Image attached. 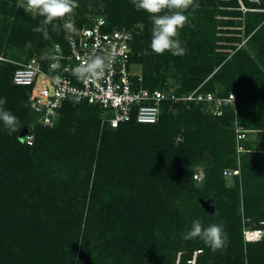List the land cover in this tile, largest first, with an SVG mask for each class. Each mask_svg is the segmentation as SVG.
I'll list each match as a JSON object with an SVG mask.
<instances>
[{
    "label": "trees",
    "instance_id": "trees-1",
    "mask_svg": "<svg viewBox=\"0 0 264 264\" xmlns=\"http://www.w3.org/2000/svg\"><path fill=\"white\" fill-rule=\"evenodd\" d=\"M11 1L0 0L2 17L14 16L12 23L6 17L3 32L9 27L11 30L7 41L3 39L5 34L0 36V44L7 42L28 49L29 59L34 56V49L48 48L55 41L66 43L59 20L53 21L55 30L53 25H47L49 38L45 39L42 32L34 31L44 18L16 10ZM104 1L110 25L132 28L136 21L146 24L144 34L136 33L134 60L142 64L145 85L152 89L163 88L159 86L161 70H168L172 64L178 69H188L183 73L186 90H176L178 93L196 87L215 70V63L224 62L214 73L215 77L233 76V68L246 65L241 58L247 57L256 65L240 46L242 31L249 36V43L264 42V11H247L243 24L235 23L234 19L242 18L243 11L226 9L218 11L222 14L220 31L225 36L215 38L206 33L203 41L196 43L179 39L187 49L186 55L173 56L167 51L158 55L150 47L153 26L150 15L136 10L132 0ZM198 3L215 6L214 0H198ZM227 6L235 5L230 2ZM203 11L207 27L213 24L215 29L211 16L215 11L209 7ZM207 49L209 55L198 54ZM229 50L233 51L230 58ZM259 57L264 64V48ZM16 68L11 64L0 65V98H6L2 107L17 121L24 120L25 128L36 117L29 105L28 88L13 83ZM260 73L264 75L261 69ZM245 80H240L238 90L246 101L254 95ZM232 85L230 88L236 89V84ZM203 90L216 92L212 87ZM87 105L94 106L67 103L55 126L36 125L33 145L21 141L18 127L9 134L0 121V264H57L54 260L65 256L64 251L77 256V264H88L90 258L99 260L103 247L106 253L102 260L107 264H176L180 253L181 264H190L196 251L199 252L195 264H264V241L245 240L237 206L238 192L225 189L221 177L222 169L232 164L230 156L235 153L230 128L233 111L214 116L217 121H212L209 113L195 103L167 101L157 123L140 124L133 120L111 127L115 130L105 131L99 138L96 114L87 109L76 110ZM171 105L178 108L177 114L169 110ZM250 105L247 101L242 109ZM207 152L213 157L207 165L211 177L209 188L202 192L195 188L185 167L208 158ZM259 174L248 176L245 171L244 175L248 176L247 180L264 181V176ZM227 194L230 196L225 202ZM65 196L70 212L53 211L64 204ZM201 196L211 199L215 210L205 209L199 201ZM262 211L252 205L247 209L253 216ZM105 216L112 221L106 227L103 246L102 232H91L90 225L95 223L99 227ZM194 220H199L203 228L222 225L228 237L227 246L213 252L198 237L183 239ZM20 222L27 226L16 231L14 226H21ZM64 226L74 227L69 228L70 236L64 232ZM95 240L98 243L92 245ZM99 248L100 252H96ZM63 258L59 259L60 263Z\"/></svg>",
    "mask_w": 264,
    "mask_h": 264
},
{
    "label": "rangeland",
    "instance_id": "rangeland-1",
    "mask_svg": "<svg viewBox=\"0 0 264 264\" xmlns=\"http://www.w3.org/2000/svg\"><path fill=\"white\" fill-rule=\"evenodd\" d=\"M121 1H123L124 3L128 2V0ZM214 2L215 6H209L207 4H199L200 2L198 3V0H194V5L198 4L199 7L195 8V10L193 11V7L190 6L188 9L189 11L185 12L186 15H188L189 13H191V15H189L188 23H186L185 26L179 30V36L177 38L184 39L186 42L194 41L196 43V41L202 42L204 39L203 36H205L206 33L209 34V36L211 35V37L215 36V38L219 35L225 36V33L220 31L222 14L218 12L219 10L228 9L243 11L244 15L242 16V18H234L235 23L243 22V24L246 20L245 13L247 11H264V0H214ZM230 2H233V5L235 6H227ZM76 3L79 6L74 9L72 14L66 16L63 19H58L59 25L69 19H83L86 21H90L97 15H105L106 17L109 15V13L107 12L106 2L104 0H76ZM11 4L15 6L16 10L35 13L34 11L29 10L27 6V0H12ZM206 7H209L211 10L215 11L214 14H211L212 23L216 24L217 26L215 29L214 27H212L213 24L210 27H207L205 19L202 18L204 17L203 15L206 14L203 11V9H205ZM6 17H10V15L7 14ZM6 17L3 18L0 12V36H2V34H5V37L3 39L7 41L11 28L9 27L7 32H3V29L7 25ZM13 20L14 16H11L10 22L12 23ZM145 25L146 24L143 21H136L133 24L132 28H135L137 34L142 35L145 32ZM241 35L242 43L240 46L246 54H249V57H253L256 62V65H252L248 61L249 58L247 57L241 58V62L246 63V65L244 67H242L241 65H237L235 68H233L231 70V75L234 73L233 76L225 75V77H215L214 73L223 65L224 62L222 63V65L215 63V70L191 90H194L198 87H201L202 89H208L209 87H212V89L216 91V93H218L219 95L224 94L227 91H231L236 94V107L235 109L230 110L233 111V119L231 121L230 128L233 131L232 136L234 137L235 142V153L231 154L230 156L231 159H233L232 164L222 169L221 177L223 179L222 181L224 183L225 189L235 190L236 192H238L237 195L239 199L237 200V206L239 207V211L241 213V228L244 233L246 229H253L259 226L264 227V181H253L252 179L247 180V177L250 173H260L259 175L264 176V81H260V78L264 77V75L260 73V69L264 72V64L263 60H261V58L259 57L260 50L264 48V42L262 41L252 44L249 43V36L244 31H242ZM1 40L2 39L0 38V43ZM48 48L44 47L42 49H34L33 55H40ZM208 52L209 50L207 49L204 50V52L198 54L201 56L209 55ZM232 54L233 51L229 50L228 58H230ZM29 56H31L30 51L26 48L12 46L7 44V42H5L4 44H0V65L8 66V64H11L12 67H17L20 63L24 62ZM187 71L188 69L186 68L178 69L174 64H172L168 70L162 68L161 74H163V77H160L159 86L168 90H186L184 86V74ZM188 76H190V74ZM241 79H246L244 83L254 95L251 100L245 101L240 97L238 89H240ZM230 80L232 81L230 82ZM211 82L212 85H210ZM241 82L243 83V81ZM232 84H236V89L230 88L233 86ZM247 101L248 104L251 102V105L246 109H242L243 104ZM253 102L254 104H252ZM85 109L95 113L99 120V124H97L99 138L105 131L115 130L111 129L108 124L107 118L110 115L105 112L102 108L87 105L77 108L76 110L77 112H82ZM169 110H171L174 114H177L179 112L178 108H176L174 105H171L169 107ZM208 115L211 116L210 118L212 121H217L214 116L210 114ZM23 126L24 120L18 121L17 127L19 128L20 139L24 130ZM182 131L184 132V129ZM179 141L182 140L179 138ZM207 157L209 159L206 158L201 161H196L195 165H189L185 167V170L188 171L190 174L189 179L191 178V182L193 183L195 188L202 192L209 188L208 181L211 177L209 173V170L211 168H207V165L208 163L210 164L209 161L213 157L209 152H207ZM247 166L250 168V170H247ZM255 167H257V170H252ZM234 169H237L236 173L234 172ZM226 171H228V173ZM245 171L248 174L246 178L244 175ZM44 186L50 187L51 185L47 184L46 186V184H44ZM214 189H216V187ZM229 194H227L224 198L226 200L225 202H227V200L229 199ZM64 198V204L60 205V207L56 208V210L52 209L53 211H56L57 213H61L60 211L70 212L71 208L69 204H65V202L68 201V196H65ZM199 201L201 204H203V206H205V209H207L208 211L215 210L216 205L211 202V199L204 198V196H201L199 197ZM249 205H252V207L255 209L262 208L263 211L260 214L257 213L258 216L250 215L247 213ZM111 221L112 220L105 216L102 224L99 227H97L95 223H92L90 225L91 232H102L101 239L103 246L106 243V227L109 226ZM19 224L21 226H14L16 231L22 229L23 226H27L25 225V223L22 222H20ZM84 225L85 223L82 222L81 229H84ZM69 228L67 226L63 227L66 235L69 233L70 236L71 230L74 229V227H71V230H69ZM41 241L44 243L43 240ZM260 241H264V236L260 239ZM11 242L14 243L15 241ZM96 243H98V240H95L92 245H96ZM16 244L17 243H15V245ZM96 252H100V248L99 250H96ZM105 253L106 249L103 247V249H101V254L99 255V260L93 261L92 258H90L89 260H87L88 264H107L102 260ZM196 253H198V251H196L194 255H196ZM64 254L65 256L60 255L58 256V259L54 261L57 262V264H77V256L74 257V255L72 256L69 253H66L65 251ZM62 257L64 258L60 263L59 259Z\"/></svg>",
    "mask_w": 264,
    "mask_h": 264
},
{
    "label": "built area",
    "instance_id": "built-area-1",
    "mask_svg": "<svg viewBox=\"0 0 264 264\" xmlns=\"http://www.w3.org/2000/svg\"><path fill=\"white\" fill-rule=\"evenodd\" d=\"M69 20L74 22L75 32L68 33L63 28L64 23ZM69 20L61 24L66 36L65 44L61 41L53 42L42 54L20 63L13 73V83L28 88L29 105L36 117L35 122L22 132L21 140L24 143H35L36 125L55 126L67 103H87L102 108L110 115L107 121L113 128L133 120L140 124L157 123L162 114L163 103L167 101L195 103L216 117L235 109L237 97L233 92L223 96L201 87L182 93L166 88L147 87L143 66L134 60L135 28L112 26L105 15H97L84 22ZM56 45L60 46L59 53L55 50ZM93 54L111 55V68L97 80L77 79L72 74V69L83 58ZM52 57L56 59L53 60ZM54 62H58L60 68L50 71V65ZM250 231L253 236H257V240L264 236L263 226ZM250 231H244L246 240L251 238ZM196 255L189 260L190 264L196 263ZM180 260L181 253L176 264H181Z\"/></svg>",
    "mask_w": 264,
    "mask_h": 264
},
{
    "label": "clouds",
    "instance_id": "clouds-1",
    "mask_svg": "<svg viewBox=\"0 0 264 264\" xmlns=\"http://www.w3.org/2000/svg\"><path fill=\"white\" fill-rule=\"evenodd\" d=\"M132 3L136 10L145 11L150 15L153 25L150 47L153 52L162 55L167 51L173 56L187 54V49L181 46V41L177 37L179 30L188 23L189 15H191V13L186 15L185 12L190 6L193 7V11L199 7L198 4L194 5V0H132ZM27 6L36 15L44 18L34 31L42 32L44 38L48 39L47 25H53L55 30L57 26L53 24V21L69 16L79 5L76 0H27ZM63 28L68 33L76 31L74 22L71 20L65 22ZM27 46H31L30 42ZM55 50L59 53L60 46L56 45ZM52 59L55 60L56 57ZM112 62L111 55H89L72 69V74L80 80H97L111 68ZM59 68L58 62L50 65V71ZM5 103L6 98H0V121L11 134L16 131L18 121L13 114L2 107ZM197 237L203 240L213 252L227 246L228 237L222 225L212 224L203 228L199 220H194L191 230L183 236V239L190 240Z\"/></svg>",
    "mask_w": 264,
    "mask_h": 264
},
{
    "label": "bare ground",
    "instance_id": "bare-ground-1",
    "mask_svg": "<svg viewBox=\"0 0 264 264\" xmlns=\"http://www.w3.org/2000/svg\"><path fill=\"white\" fill-rule=\"evenodd\" d=\"M250 230H252V229H249V231H250ZM250 234H251V238H248V239H247L248 241H254V240H257V239H258L257 236H255V235H254L255 237L253 236V234H252L251 231H250Z\"/></svg>",
    "mask_w": 264,
    "mask_h": 264
}]
</instances>
